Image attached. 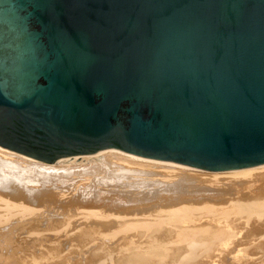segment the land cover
Listing matches in <instances>:
<instances>
[{
	"label": "water",
	"instance_id": "obj_1",
	"mask_svg": "<svg viewBox=\"0 0 264 264\" xmlns=\"http://www.w3.org/2000/svg\"><path fill=\"white\" fill-rule=\"evenodd\" d=\"M0 147L264 164V0H0Z\"/></svg>",
	"mask_w": 264,
	"mask_h": 264
},
{
	"label": "bare ground",
	"instance_id": "obj_2",
	"mask_svg": "<svg viewBox=\"0 0 264 264\" xmlns=\"http://www.w3.org/2000/svg\"><path fill=\"white\" fill-rule=\"evenodd\" d=\"M89 156L102 164L45 163L0 147V264H264V164L210 171L111 147ZM152 164L174 169L141 172ZM100 171L120 181L56 200L65 177Z\"/></svg>",
	"mask_w": 264,
	"mask_h": 264
},
{
	"label": "rangeland",
	"instance_id": "obj_3",
	"mask_svg": "<svg viewBox=\"0 0 264 264\" xmlns=\"http://www.w3.org/2000/svg\"><path fill=\"white\" fill-rule=\"evenodd\" d=\"M101 157L102 156H97L98 159L96 157H90V156L89 157H80L79 160H77V162L74 163V164H76V165L80 164V165L84 166V165L89 164L91 162V160H96V162H100L101 163V160H102ZM78 162H80V163H78ZM61 164L66 166V165H68L70 163H61ZM119 164H123V163L119 162ZM46 165H48V163ZM123 165L128 167V168L135 167V166L129 165V164H123ZM152 165L150 167L145 168L144 170H141V172H154L156 174H165L166 172H169L170 170L174 169V167H169V166H166V165H158V164H152ZM116 176H118V175H113L112 174V176H111L110 173H107V172H104V171L93 173L90 176H84V178L81 177L82 178L81 180L79 178H77V176H75V175H72V177H71V175L67 176V177H65L63 179V181L61 183L57 184L56 187L54 188V191L61 190L62 193L64 192V195L61 196V197L60 196L56 197V200H62L64 198L68 197L67 195H72V194L76 193L77 190H75V188L79 189L77 186H80L79 190H83L85 185H87L90 182L94 183L96 185V187H106V185H108V184H116V183H118L120 181V180H117ZM124 176L127 177L126 180H131L132 179V177H131L132 175L131 174H126ZM133 176H135V174H133ZM99 178H102V180H99ZM105 179H110V180L109 181H104ZM111 180H113V181H111ZM69 184H71L70 188L68 187ZM131 190H133V188H131ZM57 195H60V194L58 193ZM55 206H57V202H56V205H55V202H50V211L51 212H55V211L59 212L60 209L58 210ZM71 221H74V219H71ZM58 229L62 230L63 227H59ZM74 231H76V229ZM74 231H72V232H74ZM44 242H46V245L52 246V244L50 245V241L49 242L48 241H44ZM61 242H64V241H61ZM104 246L105 247H107V246L111 247V245H109V243L104 244ZM101 252L99 251V253H98L100 256L102 254ZM230 259H231V257H230ZM230 259H229V257H228V260H224L222 258L219 261V263L220 264H226V262H227V263L231 264V260ZM234 264H236V263L234 262Z\"/></svg>",
	"mask_w": 264,
	"mask_h": 264
}]
</instances>
